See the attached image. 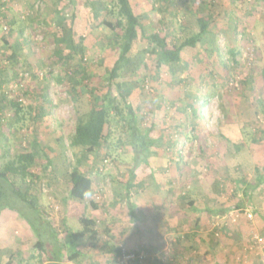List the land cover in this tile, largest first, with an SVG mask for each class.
<instances>
[{
  "label": "rangeland",
  "instance_id": "374dc122",
  "mask_svg": "<svg viewBox=\"0 0 264 264\" xmlns=\"http://www.w3.org/2000/svg\"><path fill=\"white\" fill-rule=\"evenodd\" d=\"M89 1L98 0H0V98L19 97L26 106L23 121L14 109L1 106L0 156L7 150L38 177L30 188L20 181L19 187L39 197L44 218L53 222L62 241L63 221L76 231L78 217L85 212L98 222L103 241L118 237L144 255L147 264H264V182L256 190L252 187L259 173L264 175V143L251 140L253 132L264 131V0H204L212 16L211 34L205 43L185 48L179 64L159 67L148 44L136 43L131 63L117 81L132 88L127 102L137 110L142 134L150 132L155 144L149 165L137 173L131 219L124 193L134 159L129 144H124L125 131L114 128L110 151L102 148L98 158L73 149L76 104L68 84L57 80L62 73L55 56L56 35L62 31L57 12L65 9V28L73 18L76 38H84L91 93L83 97V105L108 90L107 77L119 47L105 42L107 37L114 42L111 31L101 25L107 12L88 7ZM131 3L150 35L163 36L161 7L170 11L175 44L199 31V17L184 0ZM111 90L119 95L116 86ZM40 97L47 98L50 107L40 105ZM51 158L56 170L60 168L57 178ZM64 160L70 166L80 160L81 170L94 182L87 204H70L69 212L62 201L68 191ZM169 182L176 184L175 190L167 189ZM190 201H195L200 216L210 218L198 219L189 209ZM199 221L211 234L205 238H214L213 248L195 246L196 235L189 230L195 231ZM255 236L263 239L262 247L255 245ZM38 240L18 214L3 211L0 264H46V257L34 248ZM82 250L87 257L79 264L95 263L92 257L99 264L109 263L99 247ZM62 257L67 260L69 253Z\"/></svg>",
  "mask_w": 264,
  "mask_h": 264
},
{
  "label": "trees",
  "instance_id": "16d2710c",
  "mask_svg": "<svg viewBox=\"0 0 264 264\" xmlns=\"http://www.w3.org/2000/svg\"><path fill=\"white\" fill-rule=\"evenodd\" d=\"M71 3L74 4V0H71ZM184 3L199 17V31L193 33L183 43L177 45L172 39L175 33V26L174 22L170 19V11L167 8L161 7L158 9L163 15L160 20L163 36H160L157 33L152 35L148 33L142 17L135 13L131 0H116L111 4L100 0L88 2V7L94 9L98 6V8H102L107 12V20L103 21L101 25H104L111 31V34L114 36V42H111L109 37L106 38L105 42L107 45L111 43L119 47L118 59L109 71L107 77V92L104 94L97 93L88 106H84L82 103L83 97L91 93L90 76L86 75L85 68L87 59L84 38H76L72 26L74 23L73 18H71L72 25L69 28H65V23L67 22L65 9H60L57 12V27L59 31L62 30L56 35L58 45L55 56L62 70L57 80L68 84L69 93L76 104L77 114V123L75 132L70 137V146L73 149L80 150L85 157L87 155H94L98 158L97 152L102 148H106L108 152L110 151V142L114 134V128L120 127L125 131L127 142L125 141L124 144H129L134 159L133 165L129 168V179L124 193L129 219L133 217L135 210L134 203H132V191L137 192L139 188L137 173L140 169L143 170V168L149 165V154L155 144V140L150 137V132L142 134L137 117V110L127 102L132 88L128 84L123 86L118 85L117 80L125 68L131 63V55L138 42L148 44V49L156 56V62L159 67L171 63H181L185 48L195 47L200 42L205 43V38L211 34L210 26L212 16L207 15L209 14L208 5L204 0H184ZM184 26L187 25L184 24ZM4 40L9 44L6 39ZM250 84L251 80L247 81L245 83L246 88L249 89ZM112 86H116L119 93L118 96L113 94L111 90ZM24 93V96L27 97L26 90ZM19 99V97L11 99L8 94H2L0 98V113L3 109L1 107L2 105L4 107H11L16 111L18 120L23 121L26 106ZM40 99V105H49L50 107L51 102L47 98L40 97ZM194 99L197 98L195 97ZM29 111L33 113L32 110ZM260 112L263 111L261 110ZM193 114L196 115V112ZM252 135V141L264 143L263 130H260L257 134L253 132ZM118 141L121 146H124L122 139L119 138ZM233 147L240 151L238 145ZM49 160L51 166L55 167V158ZM63 164L65 172L62 176L64 175L65 181L68 184V191L67 196L62 201L65 211L69 212L70 204H87L86 199L93 192L94 182L81 170L82 162L80 160H77L75 166L68 165L66 160L63 161ZM52 169L55 170V177L57 178L60 168H57V170L56 167ZM259 174L257 184L252 186L254 190L259 188L264 182V175ZM37 179L38 177L26 165L12 158L7 150L6 153L0 156V217L3 211L11 210L33 228L39 238L34 248L42 256L46 257V264L82 263L79 260L87 257L82 247H99L103 249L106 251L108 264H114L116 258L121 257L123 254L121 245L125 247L127 253L138 256V258L132 260L129 264H140L147 260H144L145 257L140 259L139 251L131 250L118 237H114L112 239L113 241H103L100 236L98 222L90 218L85 212H82L78 217L79 229L76 231L72 230L63 221L65 240L62 241L53 222L51 220L48 221L46 217L44 218L43 207L39 202V197H33L29 190H21L18 185L19 181L22 183L27 182L25 188H30L31 183H34ZM140 188H143V185ZM245 195H247V192H245ZM91 206L94 208L97 207L94 203ZM188 206L191 212L195 213L198 211L195 201H190ZM42 216L43 218L39 220L38 217ZM65 251L69 253L67 260H64L62 257ZM143 252L145 253V251ZM145 255L148 258L146 253ZM91 259L95 261V263L91 261L92 264L98 263L93 257ZM147 261H145V264H147ZM6 264L12 263L9 261Z\"/></svg>",
  "mask_w": 264,
  "mask_h": 264
},
{
  "label": "crops",
  "instance_id": "0c3cea01",
  "mask_svg": "<svg viewBox=\"0 0 264 264\" xmlns=\"http://www.w3.org/2000/svg\"><path fill=\"white\" fill-rule=\"evenodd\" d=\"M172 182V181H171ZM174 187V190L176 189V184H175V186H174V184L172 183V185H171V183L169 182L168 183V185H167V189L168 188H173ZM126 188V187H125ZM140 191V190H139ZM197 208V207H196ZM206 209V211L208 212V213H210V214H215L216 212V209H215V211H213L214 210V208H212V209H209V207H206L205 208ZM210 210H212V211H210ZM215 212V213H214ZM197 215H196V214ZM194 214H195V216H197V218L199 219L200 217H201V219H205V220H208V218H210V216L207 214V217H205V216H200L199 215V213H200V210H198L197 212H195ZM194 214H192V215H194ZM167 215H165V217H164V220H167V217H166ZM209 216V217H208ZM154 221H156V219L154 220ZM201 222L199 221V223H198V225L195 227V231H193V230H189V232H192L193 234H195L196 235V239H195V246H197V247H202V248H204L205 246H209V247H211V248H213V245H216V244H214V242H215V240H214V238H213V241H210L208 238H205L206 237V235H209V236H211V234L207 231V230H205L204 229V227H205V224L202 222L201 224H200ZM203 224V226L202 227H200V229L203 231V233H201V231L199 230V225L201 226ZM170 224H166V225H164V229L167 227V226H169ZM199 230V231H198ZM208 232V233H207ZM212 238V237H211ZM206 239H208L209 241H207ZM158 243H160V242H158ZM158 245V244H157ZM221 245H223L224 246V248H226V246L224 245V244H221ZM155 248H157V246L155 247ZM220 264H226V262H223V263H220Z\"/></svg>",
  "mask_w": 264,
  "mask_h": 264
},
{
  "label": "built area",
  "instance_id": "2783aa9c",
  "mask_svg": "<svg viewBox=\"0 0 264 264\" xmlns=\"http://www.w3.org/2000/svg\"><path fill=\"white\" fill-rule=\"evenodd\" d=\"M249 218H253L252 214H249ZM255 245L262 247L263 239L259 236H255ZM120 247L122 248L123 254L121 257L116 258L114 264H129L132 260L138 258L136 254L127 253L125 247H123L122 245ZM143 257L144 255L140 254L139 258L142 259Z\"/></svg>",
  "mask_w": 264,
  "mask_h": 264
}]
</instances>
